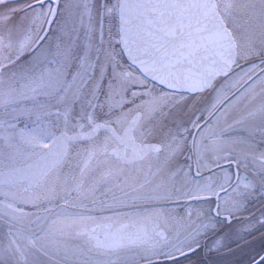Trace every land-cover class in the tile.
Here are the masks:
<instances>
[{"label": "snow or ice", "instance_id": "1", "mask_svg": "<svg viewBox=\"0 0 264 264\" xmlns=\"http://www.w3.org/2000/svg\"><path fill=\"white\" fill-rule=\"evenodd\" d=\"M0 264H264V0H0Z\"/></svg>", "mask_w": 264, "mask_h": 264}]
</instances>
